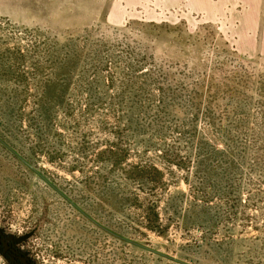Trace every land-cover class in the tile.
Instances as JSON below:
<instances>
[{"label": "rangeland", "instance_id": "1", "mask_svg": "<svg viewBox=\"0 0 264 264\" xmlns=\"http://www.w3.org/2000/svg\"><path fill=\"white\" fill-rule=\"evenodd\" d=\"M203 5L0 0V236L34 264H264V33Z\"/></svg>", "mask_w": 264, "mask_h": 264}, {"label": "crops", "instance_id": "2", "mask_svg": "<svg viewBox=\"0 0 264 264\" xmlns=\"http://www.w3.org/2000/svg\"><path fill=\"white\" fill-rule=\"evenodd\" d=\"M187 1H189L192 8H196V0ZM232 2L234 4H230ZM227 3L233 5L235 8H237L238 4L240 7L243 6L242 11L238 13L240 15L239 23L242 31L250 33H258L261 31L264 33V20L262 18V13L264 12V0H218L217 3H214L213 0H204L202 10H204L208 16L216 13L218 14ZM262 48L264 51V44Z\"/></svg>", "mask_w": 264, "mask_h": 264}, {"label": "flooded vegetation", "instance_id": "3", "mask_svg": "<svg viewBox=\"0 0 264 264\" xmlns=\"http://www.w3.org/2000/svg\"><path fill=\"white\" fill-rule=\"evenodd\" d=\"M4 242H6L9 246V248H7L4 245ZM0 243H2L3 247L5 248L6 251H9V253L13 254L15 256L16 259H18L22 264H25L21 261L20 257H23L27 260V262L29 264H34V262H32L31 259L27 258L25 255H23L20 251H18L9 241H7V239L3 238L0 236ZM1 251V250H0ZM3 252V251H2ZM5 253V252H4ZM9 256H11L10 254H8ZM13 258V256H11ZM14 259V258H13Z\"/></svg>", "mask_w": 264, "mask_h": 264}, {"label": "trees", "instance_id": "4", "mask_svg": "<svg viewBox=\"0 0 264 264\" xmlns=\"http://www.w3.org/2000/svg\"><path fill=\"white\" fill-rule=\"evenodd\" d=\"M0 250L5 252L6 254H10L11 256H13V258H14V260H15V262L17 264H22L18 259L15 258V256L13 254H11V253H9V251L5 250V248L3 247L2 243H0Z\"/></svg>", "mask_w": 264, "mask_h": 264}, {"label": "water", "instance_id": "5", "mask_svg": "<svg viewBox=\"0 0 264 264\" xmlns=\"http://www.w3.org/2000/svg\"><path fill=\"white\" fill-rule=\"evenodd\" d=\"M4 245H5L7 248H9V246H8V244H7L6 242H4ZM20 259H21V261H22L23 263H25V264H29L25 258L20 257Z\"/></svg>", "mask_w": 264, "mask_h": 264}]
</instances>
